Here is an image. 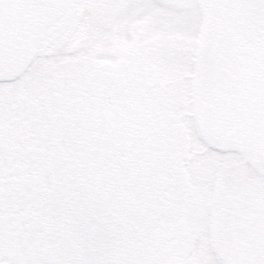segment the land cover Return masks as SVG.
<instances>
[{
  "label": "trees",
  "instance_id": "obj_1",
  "mask_svg": "<svg viewBox=\"0 0 264 264\" xmlns=\"http://www.w3.org/2000/svg\"><path fill=\"white\" fill-rule=\"evenodd\" d=\"M224 1L85 0L74 50L0 84V264H212L201 231L150 237L196 221L229 170L192 106L198 35ZM239 2L264 80V0Z\"/></svg>",
  "mask_w": 264,
  "mask_h": 264
},
{
  "label": "rangeland",
  "instance_id": "obj_2",
  "mask_svg": "<svg viewBox=\"0 0 264 264\" xmlns=\"http://www.w3.org/2000/svg\"><path fill=\"white\" fill-rule=\"evenodd\" d=\"M80 9L81 5L75 6L59 22L46 31L42 42L49 45L44 50L40 47L33 63L27 69L28 72L26 71L25 73L31 71L41 52L53 51L56 47L57 49L58 47H66V50H74L78 46V40L80 39L76 40L77 37L75 38V36H77L80 29L77 16ZM211 14L212 17H207L202 24L197 39L196 63L192 77V96L194 102L192 106L195 122L198 125L200 133L204 134L207 138L209 137L210 146L224 153L225 159L230 164L229 170L235 171L238 173L235 175L241 176L240 171H248L247 163L241 162L235 158V155L229 153L230 145L218 140L214 126L222 124L223 117L219 112L227 110L239 116L244 110L247 100H263L264 80L262 76L259 78L258 71H253L250 63L249 65L248 62L244 64L238 58L244 53L245 46L241 50L234 49L230 44L217 46L216 29L214 27L216 19L214 15H216V12H212ZM215 47H217V50H215ZM232 57H235V59ZM215 77L217 78L214 79ZM206 88L208 91L209 89L211 90L213 96H222L218 100L220 105L216 106V103L212 100L213 97L207 94ZM211 102H213V107L211 106ZM218 109L221 110L219 111ZM227 153L229 154L225 155ZM252 164L258 172L264 174V166H260L256 162ZM236 195L240 199V196ZM211 210L212 206L207 207L206 212L210 213ZM215 212L217 213V217L222 219V222L218 226V234H216V237L210 243L211 248H209L213 255L211 263L264 264V231L260 235L259 233L256 234L255 231L247 232L242 227L234 226H231L232 230L228 231L229 228L225 227L230 224L223 223L225 215L222 210L218 209ZM203 218L202 220H198V222H193L194 230H204L206 226L205 215ZM260 218L262 217L260 216ZM262 221L260 225H264V220ZM210 225V230L212 228L215 229L214 225L211 223ZM205 243L207 244V242Z\"/></svg>",
  "mask_w": 264,
  "mask_h": 264
},
{
  "label": "flooded vegetation",
  "instance_id": "obj_3",
  "mask_svg": "<svg viewBox=\"0 0 264 264\" xmlns=\"http://www.w3.org/2000/svg\"><path fill=\"white\" fill-rule=\"evenodd\" d=\"M244 5L239 0H225L221 7L217 9L215 15L216 26L214 27L216 29L218 47L219 45L230 44L234 49L241 50L244 46L246 48L247 35L242 23L243 19L241 20ZM241 39L243 43H241ZM215 50H217V47H215ZM232 58L235 59V57ZM238 58L241 59L242 63H247L246 49ZM205 90L207 94L213 97L212 100H214L216 106L220 105L218 100L222 96H213L210 89L209 91L207 88ZM245 104L244 110L239 116L227 110L219 112L223 117L222 124L214 126L218 140L230 145L229 153L235 155V158L241 162L247 163L248 171H240L241 176H238L235 175L238 174L235 171L225 170L215 176L214 182H220L221 189L217 190L216 187L214 189L211 204L208 205V207L212 206V210L210 213L200 212L196 218L197 220H202L204 215L209 217L206 229L208 234L204 235L209 240L216 237L218 226L222 222V219H219L215 212L218 209L222 210L225 215L223 223L230 224L229 226L225 225V228H229L228 231L232 230L231 226L242 227L247 232L255 231L256 234L259 233L260 235L264 231V225H260V222L264 220L262 209L264 205V174L258 172L252 164L256 162L260 166H264V134L260 130H255L257 127L264 129V99H250ZM211 106L213 107V102H211ZM218 110L220 111L221 109ZM234 142L239 144V148H234ZM236 194L240 196V199H238ZM249 197L250 200L255 197L259 209L254 207L250 212L248 211L249 204L247 200ZM255 209L257 210L256 212H254ZM210 223L215 226V229L212 228L210 230ZM237 252L235 253L238 254Z\"/></svg>",
  "mask_w": 264,
  "mask_h": 264
},
{
  "label": "water",
  "instance_id": "obj_4",
  "mask_svg": "<svg viewBox=\"0 0 264 264\" xmlns=\"http://www.w3.org/2000/svg\"><path fill=\"white\" fill-rule=\"evenodd\" d=\"M83 1L0 0V84L21 78L32 64L45 31ZM255 130L264 134V129L257 127ZM233 144L239 148L238 143ZM191 232L188 221L181 219L169 225L167 232H154L150 240L160 244L168 237L187 238Z\"/></svg>",
  "mask_w": 264,
  "mask_h": 264
}]
</instances>
